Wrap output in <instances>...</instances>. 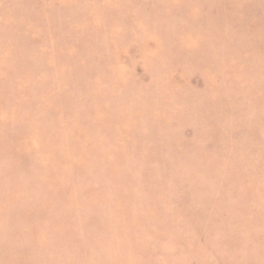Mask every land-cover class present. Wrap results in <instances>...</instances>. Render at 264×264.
I'll list each match as a JSON object with an SVG mask.
<instances>
[{"label": "rangeland", "instance_id": "rangeland-1", "mask_svg": "<svg viewBox=\"0 0 264 264\" xmlns=\"http://www.w3.org/2000/svg\"><path fill=\"white\" fill-rule=\"evenodd\" d=\"M0 264H264V0H0Z\"/></svg>", "mask_w": 264, "mask_h": 264}]
</instances>
